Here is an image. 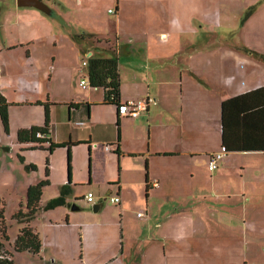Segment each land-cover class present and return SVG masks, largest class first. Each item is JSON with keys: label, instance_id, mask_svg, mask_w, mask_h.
<instances>
[{"label": "crops", "instance_id": "1", "mask_svg": "<svg viewBox=\"0 0 264 264\" xmlns=\"http://www.w3.org/2000/svg\"><path fill=\"white\" fill-rule=\"evenodd\" d=\"M42 1L51 8H65L68 3L76 7L88 8L90 6V0ZM153 1L159 3L166 0ZM169 1L167 0L165 4L167 5ZM176 1L179 0H174V2ZM112 2L106 5L107 9L113 8L114 10V13H109L114 15V21L110 22L111 26L110 24L108 26L107 23L106 26H100L92 18H87L84 22L76 20L77 26L66 28L67 32L62 34L57 31L56 20L45 16L40 10L34 7H19L16 0H0V39L3 43L0 44V92L10 104L9 114L14 108L19 107L43 108L44 115L41 123L18 125L17 131L32 126L41 127L44 124V104L47 103L49 133L46 138L54 142L50 136L52 108L63 105L67 109L68 120L83 122L90 119L95 105L90 102L89 97L69 100L53 98L52 78L57 69L58 60L51 49L58 46L57 42L60 36L68 38L75 49L87 58L91 55L106 57L111 54L108 50H101L98 48V44L94 43V40L102 38L108 39L115 46L114 50L117 51V55L118 52H123L125 57L123 67L120 68L119 65L120 102L140 99L147 102L146 110L138 117H141L140 123L149 126V138L146 140L144 135H139L138 143L126 149L123 144L122 131L119 128L118 141L116 130L115 142L113 139L110 140L111 145L108 146V149L104 148L105 154L101 156L102 158L97 160L95 156L93 157L92 171H90L92 179L88 175L86 185L90 186L95 182L107 184L108 195L114 193L113 196L119 195L121 198L118 205L122 217L130 208L127 199L129 191L132 189L143 190L144 188L147 200H149L145 206V217L140 212L135 215L137 219L141 220L143 226L138 229L139 235L132 237L125 235L123 223L120 225L117 222L114 224L91 223L87 226L79 224L77 232L81 241L80 248L82 252L86 249L87 254H78V257L75 256L72 260L78 261L79 264H148L146 250L155 241L165 239L169 244L171 240L177 241L180 238L192 236L194 233L193 223L184 225V223L178 222V219L188 220L189 216L176 215L170 219L168 216L165 222L160 218L157 219L161 213L156 212L153 205L155 201L150 204V199L155 200L157 193L171 198V189L176 181V175L171 170L173 163L189 166L192 177L201 175L198 167L201 162L208 169L209 155L221 149V104L229 98L264 87V51L249 47L202 49L200 54L203 55L208 53L211 56L210 51H214L212 57L216 56L214 61L218 62L213 63L210 58L208 64L197 67L202 70L199 74L195 71L197 69L195 64L193 62L189 64L186 61L185 49L177 50L176 48L169 54L170 51L156 46L155 37L163 26L168 25V28H176L168 16H162L163 14L126 16L124 13L125 1L112 0ZM139 6L137 5V7ZM106 10L103 12L106 13ZM183 23L186 28L192 29V18L185 17ZM149 24L152 25L149 26ZM160 32L161 35L166 33ZM114 38L115 40H113ZM40 44L50 46L49 50L47 49L48 51L43 54L42 62L35 56L38 54ZM99 50L102 51L101 55H98ZM180 54L184 56L182 59L179 57ZM17 57L19 58L18 66L16 64ZM98 89L103 92L102 88ZM85 103L89 104L88 110ZM100 104L111 109L116 122L117 107L104 104L103 94ZM119 118L122 119L120 116ZM10 130L12 129L10 128ZM234 131L246 135L247 130ZM64 142H71L70 148L79 143H85L89 152L92 147L91 136L76 142H72L70 139L62 143ZM20 145H22L21 150H32L35 146L34 143ZM25 145L30 147H24ZM43 146L46 148L48 143ZM91 153L100 157L99 150H91ZM231 153H242L241 155L250 157L249 160L255 163L254 168L247 167L244 163L239 165L242 167V171L241 175H238L237 172L236 177L245 178L242 180L244 189L233 195L243 197L245 203H249L256 195L264 199V151H230L227 153L228 156L225 155L221 159L218 169L213 171L215 174L210 177L214 179L229 170L230 167L237 166L232 163ZM125 158L131 159L128 167L123 163ZM116 160L117 163L119 160V168L115 165ZM126 174L129 178L128 181L125 180ZM70 176L68 175L69 178ZM68 181L70 182V179ZM153 182H156L157 186H153ZM151 189H155V191L150 193ZM229 198H231V194H229ZM41 203L45 202L41 200ZM97 203L100 205L97 211L99 212L103 206L101 200ZM259 208L260 206H258ZM260 209L264 211V203ZM79 210H81L80 207ZM83 210L90 211L87 208H83ZM130 211L134 213L133 209ZM67 219L70 220L69 214ZM65 227L66 225L50 226L49 230L53 229V234L49 232L48 236L45 235L46 244L49 243V247L47 245L46 247L50 251V263L52 264L67 263L65 260L67 257H63L65 249L62 247ZM32 228L34 229V227ZM157 230L159 235H156ZM99 237L101 241H99ZM95 240L97 241L95 242ZM168 246L171 247V245L165 246V254L168 251ZM42 249L43 246L40 253ZM45 260L48 258L45 257Z\"/></svg>", "mask_w": 264, "mask_h": 264}, {"label": "rangeland", "instance_id": "2", "mask_svg": "<svg viewBox=\"0 0 264 264\" xmlns=\"http://www.w3.org/2000/svg\"><path fill=\"white\" fill-rule=\"evenodd\" d=\"M124 1L126 16L140 14L168 16L176 28L163 26L160 31L166 33L161 35L160 31L157 32L156 46L170 51L169 54L176 48L177 50L185 49L186 61L189 64L193 62L196 68L208 64L210 58L211 62H218L214 61L216 56L212 57L214 51H210L211 56L208 53L200 54L205 48L214 50L249 47L264 51V0H179L176 2L168 0L167 5L165 4L167 0L159 3L153 0ZM109 3H113L112 0H90L88 8L71 6L70 3L65 8H51L48 5L50 12L48 14L43 12V14L55 19L57 31L63 34L67 32L66 28L77 26L76 20L84 22L87 18L95 20L97 25L106 26L107 23L109 26L110 22L114 21V15L107 13L106 10V5ZM137 5L140 6L137 7ZM103 10H106V13ZM185 17L192 18V29L185 27L183 23ZM114 33L116 34V30ZM57 43L58 46L51 49L58 60L57 69L52 78L53 98L69 100L89 97L90 102L95 105L90 119L83 122L68 120L67 109L63 105L52 108L50 136L56 143L69 139L76 142L91 136L92 147L90 152L85 143H79L70 148L71 176L69 178L67 147H58L49 153L38 147L32 150H21L22 145L17 142L16 127L28 123H41L44 115L43 108L35 106L14 108L9 114L7 132L4 131L0 122V146L8 148L0 153V208L3 209L8 240H3L0 232V241L11 255L13 264H52L50 251L47 249L49 243L46 244L45 235L48 236L49 232L53 234V229L49 230L50 226L59 225H66L64 229L66 231L63 232L64 240H62L64 242L62 247L65 249L63 257H67L66 264H79L78 261L72 260L73 257H78V254L82 253L87 254L86 249L82 252L80 248L81 241L77 232L79 224L87 226L91 223L114 224L117 222L119 225L123 223L125 235L136 237L139 235L138 229L143 225L135 215L140 212L145 217V206L149 201L144 188L130 190L127 195L130 208L122 217L120 206L109 200L114 193L108 195L107 184L95 182L90 186L86 185L88 175L92 179L90 171H92L93 157L95 156L97 160L102 158L101 156L105 154L104 148L111 145L110 140L113 139L115 142L117 128L111 109L100 104L102 90L92 89L90 86L82 89L79 84L80 77L86 72L81 63L87 57L78 52L79 50L75 49L68 38L60 36ZM94 43L98 44L101 50L114 52L115 46L106 38L94 40ZM0 44H3L1 39ZM49 48L48 45L40 44L38 54L35 56L42 62L43 54ZM98 53L101 55L102 51L99 50ZM179 57L182 59L184 56L180 54ZM124 58L123 52H118L120 68L123 67ZM16 64L19 65L18 57ZM200 69L197 68L196 73L200 74L202 71ZM140 119L141 117L120 119V130L123 133V144L126 149L138 143L139 135H144L146 140L149 138V126L140 123ZM26 146L30 147L29 145L24 147ZM94 149L99 150L100 157L91 153ZM241 154L231 153L232 163L237 166L230 167L214 179L210 176L215 172H209L201 161L198 165L201 175L193 177L189 166L173 163L171 170L176 175V181L171 189V198L157 193L155 195L157 198L150 199L149 203L152 204L155 201L154 209L157 213H161L157 219L160 218L163 222L168 216L169 219L176 215L189 216L188 220L178 219V222L184 225L193 223L194 233L177 241L171 240L169 244L165 239L158 238L159 241H155L146 250L148 264H264V211L260 209L264 199L256 195L249 203H245L243 197L233 195L244 189L242 180L245 178L236 177L237 172L241 175L242 167L239 165L244 163L247 167H255V163L249 160L250 157ZM19 156H22V160ZM130 160L124 159L123 163L126 167L130 164ZM30 164H33L35 169H27L26 166ZM115 165L120 167L119 160L118 163L117 160L115 161ZM68 179L72 189L67 197L68 205L47 211L42 210L30 223L43 246L42 252L35 255L27 251H15L13 244L23 226L15 214L18 211H26L28 186L48 180V184L42 188L41 196L42 202H46L59 195L61 186L67 184ZM128 179L126 174L125 180L128 181ZM88 190L93 193V203L83 199ZM154 191L155 189H151L150 193ZM99 200L103 208L99 212H94L92 206ZM73 204L79 206L81 210H71ZM258 206H260L259 209ZM83 208L90 211H85ZM130 209H133L134 213ZM68 214L70 220L67 219ZM156 235H159L158 230ZM98 239L101 241L100 237ZM166 245L171 247L168 246L165 254ZM45 257L48 260H45Z\"/></svg>", "mask_w": 264, "mask_h": 264}, {"label": "trees", "instance_id": "3", "mask_svg": "<svg viewBox=\"0 0 264 264\" xmlns=\"http://www.w3.org/2000/svg\"><path fill=\"white\" fill-rule=\"evenodd\" d=\"M113 53L106 57H95L93 55L87 58V76L91 88L103 89V103L120 106V76L117 51L113 48ZM9 103L0 92V122L5 132L9 128ZM87 110L89 104L85 103ZM45 106L44 124L41 127L32 126L28 129L17 131V141L20 144L34 143L35 147L46 149L51 153L55 148L67 147V167L70 176V144L71 142L54 143L46 137H36L37 132L44 135L49 133V111L47 103ZM222 118V143L221 149L225 154L230 151L238 150H261L264 151V87L253 91L229 98L221 104ZM117 138L119 141L120 118L119 113L116 118ZM243 126V127H242ZM242 129H241V128ZM247 130L246 135H242L234 130ZM48 143L44 148L43 144ZM7 147L0 146V153L6 151ZM22 160V156H19ZM27 169H35L33 164L27 165ZM48 184V180H43L31 184L27 188L26 194V211H18L15 217L23 223L13 247L15 251H27L32 254H40L42 244L36 231L31 227V221L41 211L52 210L60 206L68 205L67 197L71 194L72 189L70 182L61 186L59 195L41 203L42 188ZM147 190V186H146ZM0 232L3 240H8L6 227L4 225L3 209L0 208ZM0 264H13L11 255L4 248L0 241Z\"/></svg>", "mask_w": 264, "mask_h": 264}, {"label": "built area", "instance_id": "4", "mask_svg": "<svg viewBox=\"0 0 264 264\" xmlns=\"http://www.w3.org/2000/svg\"><path fill=\"white\" fill-rule=\"evenodd\" d=\"M108 13H114L113 8H108L107 9ZM82 67L87 68L88 62L87 59L83 60L81 63ZM79 84L82 89H86L89 86L88 82V76H87V71L85 72L84 76L80 77ZM146 105L147 102L145 100H127L124 103H121L120 106L118 107V113L121 118L125 119H134L140 116L145 110H146ZM36 137L38 138H43L46 137L41 132L36 133ZM106 149H108V146H106ZM225 152L224 150L221 149V151L211 153L208 157V169L209 171L213 172L216 169H218L219 162L221 159L224 157ZM153 186H157L156 182H153ZM84 199L89 202L93 203L94 202V196L92 192H87L84 196ZM111 203L114 204H119L121 201V198L119 195H115L109 198Z\"/></svg>", "mask_w": 264, "mask_h": 264}, {"label": "water", "instance_id": "5", "mask_svg": "<svg viewBox=\"0 0 264 264\" xmlns=\"http://www.w3.org/2000/svg\"><path fill=\"white\" fill-rule=\"evenodd\" d=\"M16 4L19 7H34L41 12L49 13L50 7L43 2L42 0H16ZM100 205L98 203L93 204L92 208L94 212H97L99 210ZM71 210H79V207H77L75 204L71 206Z\"/></svg>", "mask_w": 264, "mask_h": 264}]
</instances>
